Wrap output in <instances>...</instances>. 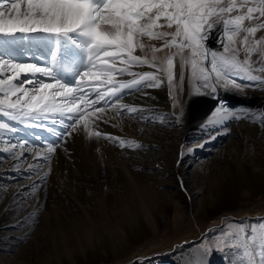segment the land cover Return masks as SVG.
Segmentation results:
<instances>
[{
    "label": "snow or ice",
    "instance_id": "snow-or-ice-1",
    "mask_svg": "<svg viewBox=\"0 0 264 264\" xmlns=\"http://www.w3.org/2000/svg\"><path fill=\"white\" fill-rule=\"evenodd\" d=\"M244 8L246 14L242 11ZM233 12L239 14L233 17L230 15ZM253 13L264 17V0H258V5L253 6H248L247 0L239 6L236 0H0V113L10 121L21 123L47 120L59 114L61 124L65 123L66 113H73L66 117L71 123L56 141L41 146L46 153H54L75 125L86 120L81 104L91 107L97 99L104 100V104L93 109L104 112L105 107L119 103L118 99L105 100L110 92L115 94L121 89L140 85L143 88L159 87L162 81L157 73L166 74L171 88L176 57L182 67L190 65L191 78L202 81L201 87L210 88L213 93L217 85L225 88L232 85L239 89L241 84L230 79V75L243 73L247 81L260 80L251 74L248 61V56L256 51L260 42L245 48L243 61L238 58L237 49L231 46L233 37L245 31L242 25L253 18ZM161 18L166 21L167 29L174 28V31L159 30L165 27L158 23ZM217 25L216 41L223 45L222 51L206 44ZM258 28H264V24L249 27L246 32L252 35ZM224 37H227L226 42ZM150 41H161L162 44L156 46ZM243 43L249 44L247 36ZM137 49L144 54L136 55ZM117 63L129 68L148 65L156 72L135 73L128 68H116ZM65 69L69 70L72 79L66 77ZM212 73L215 74L214 82L209 83L213 80ZM22 74L25 78L19 79ZM114 74L134 78L108 89L106 85L113 82ZM100 78L104 79L106 90L97 91L96 96L89 99L91 93L85 88L95 86L81 84V81ZM18 79L19 82L14 83ZM61 97L62 100L58 99ZM125 107L128 113L137 111L135 107ZM244 111L246 109H217L220 118L217 124L229 118H247L238 115ZM0 129L16 130L8 123H0ZM119 143L124 146L126 142L121 140ZM10 147L17 145L10 144ZM135 147L141 145L135 143ZM12 155L15 157L18 153ZM49 160V156L43 157L44 163ZM36 187L29 191L35 192ZM239 226L245 227L244 224ZM258 231L256 248L261 257L260 264H264V221L251 224L252 235L247 236V240L256 241ZM243 246L247 249V241ZM244 254L248 255L247 251Z\"/></svg>",
    "mask_w": 264,
    "mask_h": 264
},
{
    "label": "rangeland",
    "instance_id": "rangeland-1",
    "mask_svg": "<svg viewBox=\"0 0 264 264\" xmlns=\"http://www.w3.org/2000/svg\"><path fill=\"white\" fill-rule=\"evenodd\" d=\"M236 3L239 6L244 3V0H236ZM247 3L248 6L258 5V0H247ZM242 11L246 14V8ZM237 14L239 13L233 12L230 15L234 17ZM259 24H264V17H259L258 13H253V18L245 20L242 25L245 31H241L233 37H238L242 44L235 46L233 43L231 46L237 49L238 58L243 61L246 56L245 48L250 47L253 42H260L256 45V51L251 52L248 56L249 70L252 75L259 77L260 80L256 82L245 81L243 80V73L230 75V79L241 84V88L233 87L234 94L230 95L224 89L218 96V100L220 99L219 101L222 104L226 102L227 105L222 107L223 109H231V107L232 109H246L244 112H238V115L247 118L241 119L240 128L242 131L234 140L237 141L239 138L242 145L241 149L245 155L257 151L260 160L252 167L253 169L259 167V170L264 171V123H261V119L264 118V70H262L264 69V28H258L257 32L252 35H248L246 32L247 28ZM218 27V25L213 27L206 44L211 49L222 51L223 45L218 44L216 41ZM245 36L248 37V45L243 43ZM224 40L226 42L227 37H224ZM172 51H175V49ZM135 54L141 55L137 50ZM174 65L173 86L170 88L174 117L176 121L181 120L186 123L197 113V104L204 105L207 103L208 106L213 105L211 102L213 100L212 94L209 88L200 86L202 81L191 78L190 65L182 67L179 57L175 58ZM144 66L150 67L148 65ZM116 68L131 69V67L129 68L121 63H117ZM161 74L166 75L165 73ZM181 77H183L182 80ZM250 83H257L259 86H245ZM200 89L203 90L202 96L198 94ZM181 112L183 113L182 116L180 115ZM160 127L163 129L162 126ZM158 138L160 139L161 136ZM199 139H193L191 145ZM230 140L228 137L221 140L220 145L213 147L215 153L214 151L213 153L210 152V157H215L217 152L220 155L224 147L230 145L232 141ZM78 141L80 142L77 143ZM75 142L78 146L79 144L82 145L81 140ZM71 146L75 149L73 144ZM73 147H71L72 151H74ZM209 148L207 146L205 150ZM69 156L67 151L66 157ZM160 156L161 158L156 161L159 162H155L153 168L143 173V185L126 184L119 189L114 185L107 189L109 193L107 200L100 199L96 189L91 184L82 183L77 188L75 186V193L72 194V189L69 188L65 180H61L62 182L59 183L53 180L52 187L55 192L50 204L47 203L44 195L34 196L33 201L40 203V213L46 218L47 216L50 217V220L59 219L56 212L59 208L61 213L66 216L64 222L67 223V218L70 219V221L68 219V228H64L62 224L51 225V228L44 226L43 223L41 227L34 224L40 229L35 236L23 239L12 238L5 248H0V264H89L88 257L92 256H96V259H94L98 261L90 264H187L185 257L194 258L201 255H205L206 258L210 259L209 264H223L221 261L226 258L231 264H260L261 257L256 248V244L259 242V231L256 234V241L247 240V236L252 235V223L264 221V193H259L255 197L243 196L239 199L238 207L231 208L227 214L224 211L220 212L222 203L225 200L223 195L229 193V188L226 190L221 189L222 184L230 179L229 182L235 186L236 180L244 177L240 174L245 173V171L234 167L236 166L235 159L232 156H230L231 158L228 155L224 156L225 159L227 157L234 163H232L234 171L230 169L227 170L229 172H225L220 171V168L217 167L220 157L216 161L217 163H214V169H211L208 168L209 157H206L205 154L197 155L192 158L193 160L191 159L193 163L184 174L182 170L184 161L180 159L178 165L175 166V156H171L172 158L165 154ZM224 165L222 168L226 166ZM245 165L248 167L250 163L247 161ZM226 173L231 175L227 176ZM220 179H223L224 182ZM22 182V179L13 180L11 186H17ZM84 189L85 191H83ZM81 190L83 195L80 193ZM154 194L155 196H153ZM157 194H160V197ZM74 195H77V200ZM197 196L199 197L197 198ZM83 199L87 201L84 205L85 208L81 204ZM200 199L205 203V207H209L208 210L205 207L201 210L196 209L195 206L198 204L196 201ZM141 202H144L145 211L151 213L154 217L158 216L155 218L156 222L153 223L151 220H147L145 218L147 214L144 210L143 212L140 210L142 214L140 213L139 220L143 221V226L146 225V232L140 237L134 234L130 235L128 227L134 226V220L130 218L119 224L122 228L127 227L126 232L114 233L115 229L108 222V218L103 215V210H111L123 205L131 212L138 211V205ZM150 202L153 204H150ZM178 210L182 211L181 216H179L181 220L183 219L182 226H176L177 224L173 223V218ZM19 216L20 213L8 216L6 221L7 223H14ZM240 224H244L245 227L241 229ZM0 225L3 227L2 224ZM155 226L160 231L155 230L154 232L151 230ZM105 227L109 229L107 230ZM65 234L72 236V238L66 237ZM234 237L236 238L235 242H233ZM246 241L247 249L243 246ZM103 245L109 247L107 250L109 253H106L104 257L99 255L102 253L99 247ZM245 251L248 255L244 254ZM91 261L93 260L91 259Z\"/></svg>",
    "mask_w": 264,
    "mask_h": 264
},
{
    "label": "bare ground",
    "instance_id": "bare-ground-1",
    "mask_svg": "<svg viewBox=\"0 0 264 264\" xmlns=\"http://www.w3.org/2000/svg\"><path fill=\"white\" fill-rule=\"evenodd\" d=\"M158 23L165 25V27L159 30L174 31V28L167 29L166 21L163 18H161ZM145 40H147L146 37ZM233 41L235 46L242 44L238 37L233 38ZM150 43L156 46H161L162 44L161 41H150ZM137 51L141 55L144 54L140 49H137ZM145 51L148 50L145 49ZM167 51L168 50L165 49V52ZM128 70L135 73L156 72L155 68L145 66H132L131 69ZM36 75L37 77L40 76V74ZM65 75L68 79H72L68 69H65ZM157 75L162 81L159 87L143 88L142 85H140L132 89H121L120 92L115 94L110 92L109 96L105 97V100L109 98L118 99L119 103L111 108L105 107L104 112L93 111V109L104 104V100L97 99L91 107L81 104L80 107L84 109L86 120H81L75 125L71 134L65 136L64 142L56 148L54 153H46L45 149L41 146L56 141L65 131L67 124L71 123L66 117L74 115L73 113L65 114L64 124L59 122L62 119L59 114L47 120H28L21 123L10 121L0 113V123H8L10 127L16 129L14 132L10 129H0V224L3 225V227L0 225V241L2 240V242H0V248H5L12 238L23 239L35 236L40 230L37 226L41 227L42 223L48 228H51V225L55 224H62L64 228H68L70 219L67 218V223H65L64 219H66V216L61 213L59 208L57 211L55 210L58 213L59 219L50 220V217L47 216L46 218L40 213V203H35L33 201L34 196L44 195L47 203L50 204L55 192L52 187L53 180L58 181V183L61 180H65L69 188L72 189V194L75 193V186L77 188L82 183L91 184L96 189L100 199L107 200L109 196L107 189H110L114 185L118 187V189L126 184L143 185V173H146L147 170L153 168L155 164L159 162L156 161L161 158V154H165L169 158L175 156V166L178 165L180 159L184 161L185 163L182 166L184 174H186L190 165H192V158L201 154H205L206 157H209V160L207 159L209 164L208 168L212 169L214 163H217L216 161H218L220 157L217 166L220 168V171L229 172L227 170H233L234 167L244 170L245 173L240 174L244 175V177L241 176L242 178L236 180L235 186L229 182L230 179L226 180L224 184L221 183L223 185L221 189L226 190L229 188V193L223 195L225 200L222 203L220 212L224 211V213L227 214L230 212L229 210L231 208L238 207L239 199L243 196L250 195L251 197H255L259 193H264V171L259 170V167L258 169L256 167L253 169L252 167L260 160L257 151L253 152V154L249 153L245 155L241 149L242 145L239 138L237 141L234 140L242 131L240 128L242 124L241 119L236 120L229 118L227 121H221L217 124L220 118L216 114V110H223L222 107L227 105L223 99L221 100L225 102V104H222L221 101H219L220 99L218 100V96L224 89H226L227 94H234L233 86L229 85L225 88L217 85L215 93L209 88L212 94L213 100L211 102L213 105L208 106L207 103L204 105L197 104V113L189 122L185 123L181 120L176 121L174 117L173 101L170 88L167 84L166 75L161 73H157ZM114 76L115 79L113 82L106 85L108 89L115 87L118 82H126L134 78L128 75L121 76L114 74ZM212 77L213 80L209 81V83L214 82V73H212ZM23 78L25 77L22 74L19 79ZM19 79L14 81V83H18ZM81 84L95 86L94 88H85V91L91 93L89 99L94 98L97 91L103 92L106 90L103 78L98 80L88 79L87 81H81ZM28 87H31V85H28ZM198 94L202 96L203 90L200 89ZM58 99L62 100L63 98L61 97ZM125 106L135 107L137 111L128 113ZM160 126H162L163 129ZM96 133H100V135H96ZM160 136L161 138L159 139L158 137ZM109 137H111V139H109ZM227 137L232 140H230V145L224 147L220 155H218L216 151L217 155H215V157H210V152L213 153L214 151L215 153L213 147L218 144L220 145V141ZM197 138H200L199 141L191 145V141ZM76 140H81L82 145H76L80 142L78 141L76 143ZM121 140L126 142L124 146L120 145L119 141ZM25 141H27V144H24ZM134 142L140 144L141 147H135ZM10 144H16L17 147L11 148ZM71 144L75 146V149ZM21 145L24 146L23 149ZM207 146L210 148L205 150ZM71 147H73L74 151H72ZM67 151L70 155L68 158L66 157ZM13 153H18V155L13 157ZM45 155L50 157L48 163L43 162V157ZM226 155H228V157L232 156L235 159L236 166L232 165L233 162L231 159L227 157L226 159L224 158ZM247 161L250 163L248 167L245 165ZM223 165L225 166L224 168H222ZM226 175L230 176L231 174L226 173ZM16 179H22L23 182L17 186H11L13 180ZM48 179H50L49 182ZM221 181H223V179ZM228 185L230 187H227ZM33 186H37L36 190L35 192H30L29 189ZM54 187L56 188V186ZM83 191H85V189ZM80 193L83 195L82 190ZM159 195L157 194V196ZM76 196L74 195V198ZM153 196H155V194ZM198 197L199 196H197V198ZM77 199L76 197V200ZM153 199L152 197V200ZM202 201V199L196 201L198 203L195 206L197 210H201L205 207V203ZM86 203L87 201L83 199L81 203L83 208H85L84 205H86ZM143 204L144 202H141L140 205H138V211L134 210L131 212L128 208L121 205L111 210H103V215L108 218L107 220L114 227V233L116 234L124 233L127 230V227L122 228L121 225L119 226L120 223L122 224V221L124 222V220L130 218L133 219L134 226L128 227V233L140 237L146 232V225L143 226V221L139 220L143 210L147 214L145 218L151 220L153 223L156 222L155 218L158 217H154L151 213L145 211V206ZM150 204L153 203L150 202ZM205 209L208 210L209 207L206 206ZM17 213H20L18 219L14 223H7L6 220L8 216H14ZM148 214L150 215L148 216ZM177 214H175L173 218V223L177 224L176 226H182L183 219L181 220L179 218L182 211L178 210ZM34 224H37V226H34ZM153 228L151 230L154 232L155 230L160 231L156 226ZM105 229L108 230L109 228L105 227ZM65 235L66 237L72 238V236L68 234ZM108 248L109 247L105 245L100 246L99 250H102V253L99 255L104 257L106 253H109L107 251ZM94 258L96 259V256L88 257L89 264L92 262L97 263L98 260L95 261ZM91 259L93 261H91ZM208 259L209 258H206L205 255L194 258L187 256L185 257V262L187 264H209L210 259ZM221 262L223 264H231L227 258Z\"/></svg>",
    "mask_w": 264,
    "mask_h": 264
}]
</instances>
